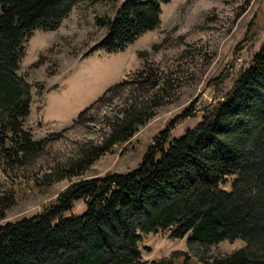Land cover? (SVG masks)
<instances>
[{
  "label": "trees",
  "instance_id": "1",
  "mask_svg": "<svg viewBox=\"0 0 264 264\" xmlns=\"http://www.w3.org/2000/svg\"><path fill=\"white\" fill-rule=\"evenodd\" d=\"M83 1L0 0V167L7 173L29 166L68 131L34 138L26 127L31 86L19 70L26 39L36 30H57ZM168 1L126 0L97 47L122 51L158 29ZM177 89L172 76L144 58L133 80L106 93L128 92L131 100L122 116L109 119L110 136L100 145L81 146L76 158L42 184L79 178L116 146L129 144ZM196 116L194 109L178 115L134 170L79 179L40 214L0 225V264H264V41L223 100L171 140L174 123ZM80 202L83 212L75 214ZM13 203L11 193L0 197V221ZM158 233L187 238L196 254L224 241L246 245L211 260L183 253L146 260L144 237Z\"/></svg>",
  "mask_w": 264,
  "mask_h": 264
},
{
  "label": "rangeland",
  "instance_id": "2",
  "mask_svg": "<svg viewBox=\"0 0 264 264\" xmlns=\"http://www.w3.org/2000/svg\"><path fill=\"white\" fill-rule=\"evenodd\" d=\"M125 1L84 0L57 30H36L26 39L19 70L31 86L26 127L36 140L68 131L29 166L11 173L0 167V197L11 193L14 198L0 225L40 214L79 179L134 170L155 138L185 110L194 109L197 116L174 123L171 140L196 127L205 111L231 90L264 41V0H169L162 4L158 29L141 35L122 51L97 47L108 32L107 22ZM144 58L178 83L173 98L129 144L116 146L83 176L43 185L57 167L77 157L81 146L100 145L110 136L109 119L122 116L131 100L128 92L106 93L133 80ZM89 108L84 122L73 126ZM83 209L84 204L77 203L74 213L81 214ZM245 245L242 240L224 241L207 254H196L189 250L187 238L171 240L168 233H158L146 235L142 248L146 260L183 253L199 261L203 255L211 260Z\"/></svg>",
  "mask_w": 264,
  "mask_h": 264
}]
</instances>
